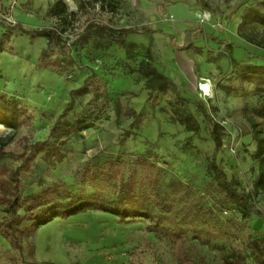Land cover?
Returning <instances> with one entry per match:
<instances>
[{"label": "rangeland", "instance_id": "1", "mask_svg": "<svg viewBox=\"0 0 264 264\" xmlns=\"http://www.w3.org/2000/svg\"><path fill=\"white\" fill-rule=\"evenodd\" d=\"M54 1L0 0V91L19 99L32 112L29 125L17 130L0 123V165H16V153L22 152L25 145L47 137L49 125L70 100V91L90 71L102 79L104 87L75 96L69 116L90 113L99 118L68 140L53 143L54 148L42 146L31 169L21 174L24 193L40 191L53 183H60L78 195L97 191L85 167L89 165L93 170L117 154H122L125 173L135 166V156L144 155L161 169L162 184L176 177L201 192L211 175L207 164L213 150L206 121L194 102H177L169 88L153 89L147 99L150 91L147 84L155 78H151L152 69L145 74L137 70V65L149 44L154 71L168 74L183 97L202 102L224 126L217 161L229 179L237 180L239 188L252 190L258 176V162L252 156L258 147L256 135L264 136V116L255 114L254 109L260 108L259 103L264 100V85L240 80L228 61L227 47L213 38L232 42L235 45L232 55L239 64H264L263 58L248 54L264 56V49L238 34L264 38V21L251 17L249 23L241 24L246 13L259 10L264 14V0H121L114 12L105 6V0H64L68 11L75 12L62 34L67 43L89 21L115 28L147 27L153 32H133L126 37L132 58L127 57L126 47L117 45L102 51L93 50L90 45H73L69 50L54 48L53 57H64L60 70L35 68L46 39L36 37L30 41L17 30L6 40L3 27L15 22L26 29L57 26L58 22L47 14ZM186 29L201 33L191 40V47L177 49L180 40L183 44ZM199 82L209 85L207 95L201 93ZM179 107L194 114L200 125L198 135L185 131L178 122H171V110ZM130 109L143 113L136 127L130 126L133 119ZM125 130L131 133L121 140ZM135 168L137 177L144 175L141 168ZM98 179L99 174L95 181ZM105 192L114 196L110 190ZM206 200L208 204L212 202L209 197ZM252 201L264 211L262 192H257ZM217 215L212 226L223 229L226 222L228 225L240 222V212L235 206L218 211ZM145 224L140 217L120 221L114 215L92 210L65 219L55 218L25 240L21 255L0 236V264H26L30 257L51 264H161L162 261L176 264L165 239L145 231ZM247 224L249 232L264 233V222L257 215L252 214ZM245 229V226L238 231L231 228L234 233L229 239L213 243L228 248L240 241V233ZM197 249L208 262L220 260L215 249L205 245H197Z\"/></svg>", "mask_w": 264, "mask_h": 264}, {"label": "trees", "instance_id": "2", "mask_svg": "<svg viewBox=\"0 0 264 264\" xmlns=\"http://www.w3.org/2000/svg\"><path fill=\"white\" fill-rule=\"evenodd\" d=\"M120 1L105 0V6H109L114 12ZM47 14L58 22L57 26L26 29L20 22H15L5 25L2 33L6 40L17 30L26 34L30 41L36 37H44L46 46L41 49L35 64V68L39 69L60 70L64 57H53L54 48L69 50L73 45L79 47L90 45L93 50L101 51L108 49L111 45H117L126 47L127 57L132 58L133 53L126 45V37L133 32L148 34L153 32L147 27L141 29L132 26L115 28L104 22L89 21L77 37L71 43H67V39L62 37V34L65 26L74 18L75 12L68 11L64 0H55L48 8ZM251 17L264 21V14L259 10H253L243 15L241 24L249 23ZM199 33L201 30L186 29L183 44L176 46L177 49L191 47V40ZM238 34L247 42L264 49V38L255 39L252 35L242 32ZM213 39L227 47L228 61L231 66L235 67L234 71L240 80L264 85V64H239L232 55L235 47L232 42L216 37ZM7 50L10 51V49ZM248 54L264 59L263 55ZM68 58L73 60L71 57ZM151 60L152 50L149 44L145 48L144 58L139 60L137 65V70L145 74H148V69H152L151 78H155L152 83L147 84L150 89L147 99L150 98L153 89L169 88L176 95L177 102L181 104L194 102L195 107L203 114L206 121L209 137L213 142V150L207 164L211 175L201 192L190 183L176 177H171L165 184H162L160 182L161 169L144 155H137L133 159L135 166L145 172L144 175L137 177L135 166L129 167L125 173L122 154H117L112 159L96 165L93 170L89 165L85 167V172L89 173V180L98 189L92 193L78 195L67 190L60 183H53L37 192H23L21 174L31 169L35 156L44 148L42 146L48 149L54 148L53 143L68 140L71 135L79 134L88 128L92 120L99 118L98 115L90 113H83L76 117L69 116L75 96L104 87L102 79L90 71L82 83L70 91V100L49 125L47 137L25 145L22 152L16 153L14 155L18 161L16 165H0V210L2 212L0 236L12 249L19 251L20 255L25 246V240L33 235L41 225L55 218L65 219L92 210L114 215L120 221H128L137 217L144 219L146 221L145 231L165 239L176 264H264V233L256 235L249 232L247 224L252 214L260 217L264 222V211L257 208L252 201L257 192L264 194V136L256 135L258 147L252 155L258 162V176L253 183L252 190H243L238 187L236 179L228 178L217 161V154L223 144L224 126L209 114L202 102L183 97L174 81L163 73L155 72L150 63ZM154 98L156 100V97ZM155 100L152 105H155ZM259 104L260 108H255L254 112L264 116V100H261ZM180 108L171 110L169 115L171 122H178L185 131L198 135L200 133L198 120L192 112ZM129 114L133 117L130 126H138L143 113H136L130 109ZM31 119L32 112L28 111L19 99L0 91L1 124L17 130L29 125ZM256 132L259 134L260 130L256 129ZM130 133L129 130H125L121 140ZM97 174H99V179L95 181ZM107 190H110L114 196L106 195ZM207 197L212 200L210 204L207 203ZM234 206L240 212V222L237 225L235 223L228 225L226 222L223 229L218 225L212 226L214 219L218 216V211ZM244 226L246 229L241 231L238 243L228 248L213 243L216 240L229 239L234 233L231 228L238 231ZM197 245H205L217 250L220 260L218 262L206 261L197 249ZM29 254H32L30 248ZM12 260L14 261V258ZM26 264L51 263L38 262L30 257ZM161 264L168 263L162 261Z\"/></svg>", "mask_w": 264, "mask_h": 264}, {"label": "built area", "instance_id": "3", "mask_svg": "<svg viewBox=\"0 0 264 264\" xmlns=\"http://www.w3.org/2000/svg\"><path fill=\"white\" fill-rule=\"evenodd\" d=\"M203 84H207V83H201V82H199V89L201 90V93L203 94V95H207V91H205V89L202 87V85Z\"/></svg>", "mask_w": 264, "mask_h": 264}, {"label": "bare ground", "instance_id": "4", "mask_svg": "<svg viewBox=\"0 0 264 264\" xmlns=\"http://www.w3.org/2000/svg\"><path fill=\"white\" fill-rule=\"evenodd\" d=\"M204 89H205V91H207V92H209L210 91V87H209V85L208 84H203V86H202Z\"/></svg>", "mask_w": 264, "mask_h": 264}, {"label": "crops", "instance_id": "5", "mask_svg": "<svg viewBox=\"0 0 264 264\" xmlns=\"http://www.w3.org/2000/svg\"><path fill=\"white\" fill-rule=\"evenodd\" d=\"M180 39H182V37H180ZM178 42V41H177ZM182 44V41L180 40L179 42H178V45L180 46ZM168 75V74H167ZM166 75V76H167ZM179 76V75H178ZM188 76L190 77V74H188ZM190 79H191V77H190Z\"/></svg>", "mask_w": 264, "mask_h": 264}]
</instances>
